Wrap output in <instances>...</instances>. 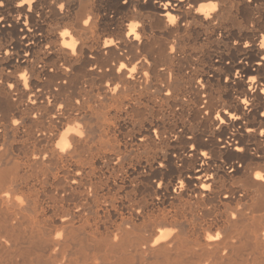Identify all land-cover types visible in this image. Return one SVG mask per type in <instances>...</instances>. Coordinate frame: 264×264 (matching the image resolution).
Instances as JSON below:
<instances>
[{"label":"bare ground","instance_id":"obj_1","mask_svg":"<svg viewBox=\"0 0 264 264\" xmlns=\"http://www.w3.org/2000/svg\"><path fill=\"white\" fill-rule=\"evenodd\" d=\"M165 2L3 0L0 264H264V0Z\"/></svg>","mask_w":264,"mask_h":264},{"label":"clouds","instance_id":"obj_2","mask_svg":"<svg viewBox=\"0 0 264 264\" xmlns=\"http://www.w3.org/2000/svg\"><path fill=\"white\" fill-rule=\"evenodd\" d=\"M24 3H31V0H19V4L22 5ZM165 9H167L168 7V3L165 2L162 5ZM62 7V5H61ZM173 7H175L173 5ZM189 8H192L193 6L191 4H189L188 6ZM218 8V4L215 2V0H201V2L195 6L194 11L196 13L199 14H203V16L205 18H209L210 15L216 11ZM166 18H167V22L171 25H175L177 20L179 19L176 15H174L171 12H166L165 14ZM85 26H87V22L85 21ZM137 27V24L135 22L129 23L128 28H129V32H135V29ZM60 36L61 37H70V32L67 28H65L63 31L60 32ZM112 42V40H106L105 44H110ZM63 45L72 49L73 50V54L75 53V48L77 45V41L75 38H70V39H65L62 41ZM260 47H264V39L261 40L260 42ZM7 53V51H6ZM123 64V63H122ZM135 70V65H133V67L129 70L130 73L134 72ZM21 79L24 80V86L27 88L28 87V76L27 73H21ZM256 77L255 76H250L249 80L251 81H255ZM113 91H115V89H113ZM13 123H17V121H13ZM69 133H76L78 136L83 137L84 136V132L82 131V125L79 123H75L74 126H68L66 128L65 131H63L61 133V135L59 136V139L56 142V147L58 149H60L61 152L66 151L67 149L71 148L72 145L68 140V136ZM255 177H260V178H264V173H261L260 171H256L255 172ZM179 187L182 189L184 187V183L182 180L179 181ZM171 229H161L160 230V235L156 238V240H162V239H166L167 235L171 234ZM219 236V234H217V237ZM209 239V237H208Z\"/></svg>","mask_w":264,"mask_h":264},{"label":"snow or ice","instance_id":"obj_3","mask_svg":"<svg viewBox=\"0 0 264 264\" xmlns=\"http://www.w3.org/2000/svg\"><path fill=\"white\" fill-rule=\"evenodd\" d=\"M123 2H124V4L125 5H127L128 3H129V0H123ZM167 3H168V7H167V9L170 7V6H173L172 5V0H167ZM189 4H191L193 7L192 8H189L188 6H189ZM189 4H187V7L189 8V9H195V6L192 4V3H189ZM23 5V4H22ZM21 5V6H22ZM61 5H62V7H61ZM3 6V0H0V7H2ZM58 8L61 10V11H63L65 8H66V5L64 4V3H59L58 5ZM164 8V7H163ZM165 9V8H164ZM166 14V12L165 13H163V15H165ZM0 20H3V17H0ZM85 21L87 22V25H89V23L92 21V17L91 16H89L87 19H84L83 20V24L85 25ZM177 23V22H176ZM137 28V27H136ZM135 32H136V29H135ZM135 32H128L127 33V35H129V36H132ZM135 39L136 40H140V36L139 35H136L135 36ZM113 44H115V41L114 40H112V42L110 43V44H107V45H105L106 47L107 46H109V45H113ZM248 45H245V47H247ZM75 53H76V49H75ZM5 55H8L9 53H4ZM73 54V53H72ZM73 55H75V54H73ZM125 68H127V65H125V64H119V67L117 68V71H122V70H124ZM135 71H137V69H136V67H135V70H134V72ZM144 75L145 76H147L148 75V73L147 72H145L144 73ZM237 75H238V73H237ZM8 87L9 88H12V87H14V85H12V84H10V85H8ZM116 87L117 88H119V85H116ZM242 103L245 105V106H248L249 105V101L247 100V99H244L243 101H242ZM60 107L61 108H63L64 107V105H60ZM225 112L227 111V109H225L224 110ZM215 118H216V120L217 121H219V123L220 124H225L226 123V121L221 117V114L219 113V112H217L216 114H215ZM232 119H234V120H238L239 119V117H237V116H235V115H233L232 116ZM17 123H19V121H17ZM248 131L249 132H251L252 131V129L251 128H249L248 129ZM262 135H264V133H261ZM237 151H244V149L243 148H237L236 149ZM201 155H203V156H207V153L205 152V153H201ZM161 167H163V164H161L160 165ZM262 173V172H261ZM257 180H260V181H264V178H260V177H255ZM183 181V180H182ZM183 183H184V181H183ZM156 187H159V188H162L163 187V181L160 183V184H158V185H156ZM203 187H205V188H207V187H209L208 185H204ZM219 237H213V236H209V240H212V239H218ZM156 243H160V240H156Z\"/></svg>","mask_w":264,"mask_h":264}]
</instances>
